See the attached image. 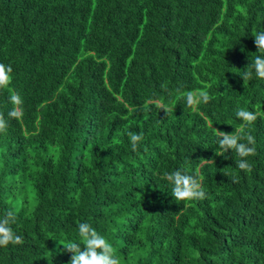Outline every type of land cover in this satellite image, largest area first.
I'll return each mask as SVG.
<instances>
[{
  "label": "trees",
  "instance_id": "16d2710c",
  "mask_svg": "<svg viewBox=\"0 0 264 264\" xmlns=\"http://www.w3.org/2000/svg\"><path fill=\"white\" fill-rule=\"evenodd\" d=\"M258 32L264 0H0V63L13 69L0 218L12 212L24 238L0 264H68L62 244L81 242L82 222L121 264H264V79L241 76L264 55ZM201 89L213 99L187 107ZM238 107L257 114L251 172L231 149L217 155L213 128H241ZM129 131L143 135L136 151ZM176 169L198 172L206 198L175 200L164 173Z\"/></svg>",
  "mask_w": 264,
  "mask_h": 264
},
{
  "label": "clouds",
  "instance_id": "9594fccd",
  "mask_svg": "<svg viewBox=\"0 0 264 264\" xmlns=\"http://www.w3.org/2000/svg\"><path fill=\"white\" fill-rule=\"evenodd\" d=\"M254 43L257 51L264 54V32H258L254 35ZM254 70V72H253ZM13 69L11 65L0 63V89H7L12 82ZM264 79V55H257L250 63V69L244 71L241 75L244 85L253 78ZM210 86H205V89ZM205 89L198 92L188 91L184 94L186 105L189 108H196L198 105L208 103L213 97ZM13 104V109L8 113L10 118L20 119L22 111L16 106L22 104L21 96L12 92L9 97ZM158 108H163L167 112L169 109L157 103ZM236 116L243 121L241 128L232 132H225L214 129L217 137L219 151L217 155L223 156L229 149L235 152L240 159L236 162L237 167L245 172L252 171V165L246 159L249 156H255L257 153L256 139L250 132H245V128L253 124L257 119V114L245 108H237ZM8 128L7 120L3 114H0V133H6ZM133 151L137 150L138 142L142 141L143 135L129 131L127 133ZM229 175L228 173H224ZM164 178L171 185L172 196L177 201L203 200L206 198V191L203 187V178L199 173L188 174L186 170L176 169L171 172H165ZM233 182H238V177L232 175ZM14 222V214L8 212L3 218H0V247H7L9 244L21 245L24 238L16 234L11 224ZM78 234L80 243L67 242L62 244L64 249L72 253L68 264H121L120 258L116 255V249L109 240L98 233L91 224L82 222L78 224ZM83 244V248L81 247Z\"/></svg>",
  "mask_w": 264,
  "mask_h": 264
}]
</instances>
